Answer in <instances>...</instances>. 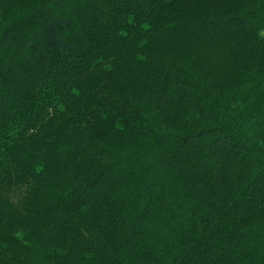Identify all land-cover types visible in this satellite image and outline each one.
Returning a JSON list of instances; mask_svg holds the SVG:
<instances>
[{"label":"trees","instance_id":"1","mask_svg":"<svg viewBox=\"0 0 264 264\" xmlns=\"http://www.w3.org/2000/svg\"><path fill=\"white\" fill-rule=\"evenodd\" d=\"M0 264H264V0H0Z\"/></svg>","mask_w":264,"mask_h":264}]
</instances>
